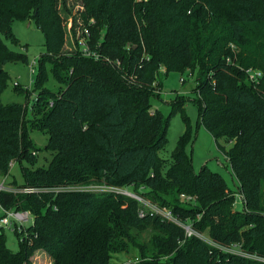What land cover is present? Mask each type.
<instances>
[{
    "label": "trees",
    "instance_id": "1",
    "mask_svg": "<svg viewBox=\"0 0 264 264\" xmlns=\"http://www.w3.org/2000/svg\"><path fill=\"white\" fill-rule=\"evenodd\" d=\"M80 3L88 36L69 54L67 0H0V174L10 173L11 161L38 160L33 128L48 131L45 149L51 153L47 167L23 168V186L38 191L0 192L3 208L34 215L26 240L15 230L17 251L0 231V264H30L37 248L52 255L50 264H114L129 245L138 256L129 264H264L227 250L240 247L264 257V0ZM14 19L34 21L46 36L29 119L25 104L2 99L10 77L6 64L29 62L28 54L6 42H19ZM163 70L196 75L198 124L217 142L232 143L219 144L238 179L243 210L236 209V192L221 173L207 165L194 169L187 151L193 136L187 98L181 95L168 116L153 108ZM48 71L65 84L58 93L47 86ZM253 71L261 72L255 80ZM178 112L186 128L165 167L160 150ZM78 185L111 189L73 188ZM121 188L169 207L197 232L208 231L215 244L188 235ZM182 194L196 199L183 200ZM146 231L149 240L136 242Z\"/></svg>",
    "mask_w": 264,
    "mask_h": 264
},
{
    "label": "rangeland",
    "instance_id": "2",
    "mask_svg": "<svg viewBox=\"0 0 264 264\" xmlns=\"http://www.w3.org/2000/svg\"><path fill=\"white\" fill-rule=\"evenodd\" d=\"M82 5L80 0H67V8L64 9L63 17L64 24L66 26V53H76L80 50V45L86 42L88 31L85 30L83 20L81 19ZM12 29L19 39L18 43H14L11 40H6L7 44L14 50L24 52L29 56V62L22 60H15L6 64V69L9 71L10 77L2 93V99L5 103L8 102H21L25 104L27 108V119L31 115V110L34 107V103L38 100V94L34 92L36 88L37 74L40 70L39 56L46 50V36L44 32L36 25L34 21L14 19L12 22ZM36 60L35 69L36 73L31 75L30 63ZM38 59V60H37ZM38 61V62H37ZM49 80L47 86L53 91L58 93L65 87L64 83L59 82L54 75L48 71ZM184 78V80H182ZM160 81L157 83L155 89V95L151 100L154 109H159L162 113L168 116L173 108V103L180 102L181 95L187 98L185 104L186 115L189 118L193 128V136L187 145V151L193 158V167L199 172L204 165H207L209 169L215 172L221 173L226 179L228 185L235 190L236 197V209H244V201L241 194L238 192V179L233 175L230 160L226 154L220 148V144L229 148L232 143L224 139H220L219 142L213 137L211 132L201 123L198 124L199 118V104L194 101V98L198 95L195 92L196 75H192L191 72L182 73L179 71H170L168 74L163 70L159 77ZM19 84L25 86L27 91L25 94L16 90L15 85ZM184 102V101H183ZM186 128V122L182 113L178 112L172 116L170 127L167 135V143L160 150L161 156L165 159V167L168 166L169 161L172 158V152L176 147V144L180 136L184 133ZM32 140L39 147L37 152V159L32 163L28 158L16 160L12 163L10 173L7 175L0 174V182L4 180L6 185H11L14 188H21L25 183V177L23 168L26 166H43L47 167L50 162L51 153L45 149V146L49 139L48 131L44 129L33 128L30 130ZM220 143V144H219ZM74 189H111L102 185H89V186H74ZM124 192L127 195H135L145 202L151 204V201L133 191L131 188L117 189ZM18 193H25L17 191ZM141 192H145L141 188ZM184 200L185 197H182ZM196 198L190 199L195 201ZM264 202V197H263ZM153 203V202H152ZM156 204V203H155ZM4 214V209L0 204V216ZM30 221L27 222V226ZM4 232L8 237L9 247L17 251L19 249V241L16 231L13 229L5 228ZM194 232H197L194 230ZM194 234V233H193ZM21 235L20 237H22ZM149 231L141 234H137L136 242H146L149 240ZM204 240L214 243V240L209 236L208 231L202 232ZM26 240V239H25ZM129 247V252L119 253L114 259V264H119L131 259L138 260L135 249L132 246ZM227 249V248H226ZM227 250L237 253L246 254L240 247L228 248ZM52 255L43 248H37L32 262L30 264H50Z\"/></svg>",
    "mask_w": 264,
    "mask_h": 264
},
{
    "label": "built area",
    "instance_id": "3",
    "mask_svg": "<svg viewBox=\"0 0 264 264\" xmlns=\"http://www.w3.org/2000/svg\"><path fill=\"white\" fill-rule=\"evenodd\" d=\"M85 54L93 55V56H95V58L99 57V54H97V53L92 54L91 52H88V51H86ZM35 63H36L35 59L30 63L32 76L36 73V69H35V65H34ZM260 75H261L260 71H253V72H251V79L255 80ZM182 80H184V78H182ZM51 103H53V102H51ZM13 162L14 161H11V165ZM2 190H10V191H14V192L22 191L25 193H31V192L38 191L39 188L30 187V186H23L21 188H14L13 186H11L9 184L6 185L4 180H3L0 182V192ZM132 196L141 200L146 206H148L154 212L159 213L162 216L166 217L167 219H170V220L184 226L188 235H192L194 233L203 239L202 233L194 232V229L192 228L191 224H188V223L184 222L183 220H181L180 218H178L169 207L160 206V205L152 203V202H151V204H149V203L145 202L144 200L140 199L139 197H137L135 195H132ZM241 196L243 198V194H241ZM182 197H185V199H187V200L194 199L193 196H188L185 194H182ZM235 204H236V202H235ZM3 209H4V214L0 216V231L4 230L5 228L13 229L14 231L18 229L19 231L24 233V235L22 236V240L27 239V234H26L27 233L26 232V226L27 225L26 224L29 221H30V223L33 222V220H34L33 213L30 210H21V209H16V208H3ZM144 211H145V209L140 210L141 216L145 214ZM212 244H214V243H212ZM242 255L256 257V258H259L260 260L264 261V257H260L257 255H253V254H249V253L242 254ZM131 261L132 260H128L125 262H121L119 264H129Z\"/></svg>",
    "mask_w": 264,
    "mask_h": 264
},
{
    "label": "crops",
    "instance_id": "4",
    "mask_svg": "<svg viewBox=\"0 0 264 264\" xmlns=\"http://www.w3.org/2000/svg\"><path fill=\"white\" fill-rule=\"evenodd\" d=\"M51 260H52V258H51Z\"/></svg>",
    "mask_w": 264,
    "mask_h": 264
}]
</instances>
